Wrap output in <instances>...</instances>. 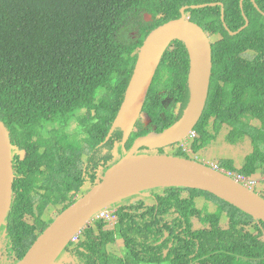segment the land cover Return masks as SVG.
<instances>
[{"label": "trees", "instance_id": "16d2710c", "mask_svg": "<svg viewBox=\"0 0 264 264\" xmlns=\"http://www.w3.org/2000/svg\"><path fill=\"white\" fill-rule=\"evenodd\" d=\"M181 7L211 42L209 90L191 146L215 139L225 123L226 140L249 150L238 167L231 158L218 166L246 176L264 167V0L242 6L240 0H0V119L13 146L0 264L20 260L82 186L89 190L113 164L111 149L122 132L110 129L138 48ZM188 67L185 44L171 41L145 97L147 120L138 118L124 148L172 124V107L188 102ZM148 193L150 204L141 197L113 204L117 224L103 229L93 220L64 253L75 264H264L262 220L201 189L162 186ZM51 209L55 215L45 220Z\"/></svg>", "mask_w": 264, "mask_h": 264}, {"label": "water", "instance_id": "95a60500", "mask_svg": "<svg viewBox=\"0 0 264 264\" xmlns=\"http://www.w3.org/2000/svg\"><path fill=\"white\" fill-rule=\"evenodd\" d=\"M242 1L240 0V6ZM184 9L185 7L180 8V16L156 26L145 36L138 48L129 82L110 130L119 127L124 134V141L129 136L142 112L160 57L169 43L176 39L185 44L189 59V98L181 118L160 132H151L138 138L129 152L105 170L99 182L53 218L23 257L14 264L56 263V258L73 235L99 210L156 186L205 190L264 222V198L226 173L186 157L134 153L141 144L158 148L179 141L193 128L202 114L212 67L211 42L204 29L190 20ZM244 17L245 23L241 28L248 24L247 17ZM144 19L149 20L150 14L145 13ZM221 19L223 20L222 9ZM109 135L110 131L106 138ZM12 147L8 130L0 119V226L5 221L12 201Z\"/></svg>", "mask_w": 264, "mask_h": 264}, {"label": "flooded vegetation", "instance_id": "af4514ba", "mask_svg": "<svg viewBox=\"0 0 264 264\" xmlns=\"http://www.w3.org/2000/svg\"><path fill=\"white\" fill-rule=\"evenodd\" d=\"M208 90H209V87H208ZM208 95V94H207ZM206 104V103H205ZM187 105V104H186ZM186 105L184 106V108H182V105L181 104H176L175 105V107H172V109H173V113L176 115V117H175V120L172 122V124H174V123H176L180 118H181V116L183 115V113H184V110H185V108H186ZM204 107H205V105H204ZM143 108V107H142ZM203 110H204V108H203ZM203 112V111H202ZM142 113V112H141ZM141 113H140V116H141ZM201 116V115H200ZM139 118V117H138ZM200 118V117H199ZM138 120V119H137ZM147 120V119H146ZM199 120V119H198ZM253 121V120H252ZM256 121V120H255ZM137 122V121H136ZM256 123H257V121H256ZM136 124V123H135ZM172 124H170V125H172ZM251 124H252V122H251ZM169 125V126H170ZM196 125V124H195ZM194 125V126H195ZM254 125H256V124H254ZM169 126H167V127H165V128H168ZM194 126H193V128L184 136V138H182V139H180L179 141H175V142H172V143H169V144H166V145H163L162 147H158V148H149V147H147L146 145H139V146H137L136 147V149L134 150V153L135 154H139V153H158V154H169V155H173L175 152H177L178 150H180V151H182V154H184L183 156H181V157H186V158H189V157H187L186 156V154H193V155H196L197 156V154L198 153H201L203 150H206V152L207 153H209V154H211V155H214V157L212 158V159H210L209 157H207V158H205V159H202V160H200V161H198V160H196V159H194V160H196V161H198V162H201V163H205V164H210V163H216V164H218L216 161H219V160H222V159H224V158H231L233 161H234V165L236 166V167H238L239 165H240V163H242V161H243V158H242V160H241V162L237 165L236 164V160H235V158H234V156H226V157H224V155L225 154H219L218 152H217V149L215 148V145H214V143L215 142H220L221 140H223L228 146H236V145H242L239 141L238 142H236V143H229L227 140H226V138H227V135H228V127H227V125L225 124V123H223L222 124V126H221V129L219 130V132H218V134L216 135V137H215V139H213V140H210L207 144L205 143V144H203V145H199L197 148H194L193 146H191V144H192V141L194 140V138H196L197 136H198V134H197V132L194 130ZM119 128V127H118ZM165 128H163L162 130H164ZM114 129V128H113ZM120 129V128H119ZM121 130V129H120ZM137 129H136V126L134 125V127H133V129H132V131L130 132V134L132 133V132H135ZM161 130V131H162ZM121 132H122V130H121ZM151 132H156V131H154V130H150L148 133H151ZM148 133H146V134H148ZM129 134V135H130ZM146 134H144V135H146ZM122 137H123V132H122ZM129 137V136H128ZM128 137L126 138V140L125 141H122V142H119V143H114L117 147H118V149L120 150V151H122V149H125V150H127L128 152H129V150H130V148L132 147V145H133V143L136 141H134L133 140V142L132 143H130V145H129V147H128V149H126V148H124V145H125V143H127V140H128ZM113 144V148L115 149V145ZM112 148V149H113ZM13 150V149H12ZM106 151H107V148L105 149ZM167 151H171V152H167ZM13 153V152H12ZM111 153H112V151H111ZM126 153L124 152V153H121L120 152V154H118L115 158H114V156H112L111 157V160H110V163H115V162H117L122 156H124ZM13 155V154H12ZM121 156V157H120ZM120 157V158H119ZM112 164V165H113ZM111 166V165H110ZM109 166V167H110ZM101 168H102V166H100L99 167V171H98V173H100L101 172ZM105 169V168H104ZM104 172L105 171H103L102 173L104 174ZM234 172H236V171H234ZM252 176H254V177H257L259 180H257V182H256V184L254 185V187L252 188V190L253 191H255V192H257L259 195H260V192L263 190V187H264V167L263 168H260L259 170H257L256 172H255V174L254 175H252ZM263 181V182H262ZM86 187H88V185H83L82 186V190L79 192V194H78V196L80 197L81 195H83L84 193H83V190H84V188H86ZM157 187H162V186H156V187H152V188H150V190L151 189H154V188H157ZM91 188V187H90ZM89 188V189H90ZM148 191H149V189H146V190H143V191H140V192H138V193H136V194H134V195H131V196H129V197H131V198H139V197H141V198H144V201H145V203L146 204H150L151 202L150 201H152L153 199H152V197H151V194L150 193H148ZM261 196V195H260ZM76 197V196H75ZM116 203H118V202H116ZM111 210H113V213L115 214V216H117V214H116V208L115 207H112V209ZM1 227V226H0ZM84 229V228H83ZM82 229V230H83ZM82 230L77 234V236L75 237V239L74 240H70L67 244H66V246L63 248V250L61 251V253L58 255V257L56 258V263H54V264H75V261H74V258L70 255V254H66V253H64L65 251H64V249L67 247V246H69L70 245V243H72V244H75L77 241H78V239H79V236L82 234ZM166 235L163 237V238H165L167 235H168V233L166 232L165 233ZM161 241H163V239H161V240H159V242H161ZM67 252H69V251H67ZM63 253V254H62ZM166 253V250L164 251V254ZM1 259V258H0Z\"/></svg>", "mask_w": 264, "mask_h": 264}, {"label": "rangeland", "instance_id": "374dc122", "mask_svg": "<svg viewBox=\"0 0 264 264\" xmlns=\"http://www.w3.org/2000/svg\"><path fill=\"white\" fill-rule=\"evenodd\" d=\"M238 30H240V28L238 29ZM237 32V31H236ZM235 32V33H236ZM234 34V33H233ZM164 102H165V105H169V107H170V101L169 100H164ZM142 121H146V119H147V117L145 116V115H141L140 117H139ZM252 122V124H256V121L255 120H253V121H251ZM122 141H124V134H123V137H122ZM170 143H172V142H170ZM169 144V143H168ZM115 145V144H114ZM214 145H215V148L217 149V152L219 153V154H225L224 155V157H226V156H234V158H235V160H236V164L238 165L240 162H241V160H242V158L244 157V155L248 152V150H249V148L247 147V144H242V145H236V146H228L223 140H221L220 142H215L214 143ZM111 151H112V154H111V157L112 156H114V158L118 155V154H120V152L121 153H127L128 151L127 150H125V149H122V151H120L119 149H118V147L115 145V149L113 148V149H111ZM168 153L169 152H171V151H167ZM186 156L187 157H189L190 159H196V160H198V161H200V160H202V159H205V158H207V157H209L210 159H212L213 157H214V155H211V154H209V153H207L206 152V150H203L201 153H198L197 154V156L196 155H193V154H186ZM121 157V156H120ZM119 157V158H120ZM218 165V164H217ZM263 182V181H262ZM84 190H85V192H87L88 191V189H87V187L86 188H84ZM84 192V193H85ZM128 198V197H127ZM123 199H125V198H123ZM123 199H121L118 203H121L122 202V200ZM151 202V201H150ZM46 215V216H45ZM45 215H44V219L45 220H47V218L48 217H51V216H54L55 214H54V212H53V209H51V211H47L46 213H45ZM55 217V216H54ZM223 222L225 223L226 222V218H224V220H223ZM110 250L113 252V254H115L116 256H120L121 255V253H119L118 252V250L117 249H115V248H110ZM2 253H1V250H0V258H2Z\"/></svg>", "mask_w": 264, "mask_h": 264}, {"label": "built area", "instance_id": "2783aa9c", "mask_svg": "<svg viewBox=\"0 0 264 264\" xmlns=\"http://www.w3.org/2000/svg\"><path fill=\"white\" fill-rule=\"evenodd\" d=\"M209 165L212 166L213 168L217 169V170H220V171L226 173L227 175H229L230 177H232L233 179H235L236 181H238L239 183H241L242 185L246 186L249 189H252L254 187V185L256 184L257 180H259L257 177H254L252 175L246 176L244 174H240L237 172L226 170V169L218 166L216 163H210ZM96 218H102L104 220H107L112 225L115 224V222H116V216L113 213V210L102 209L96 213Z\"/></svg>", "mask_w": 264, "mask_h": 264}, {"label": "clouds", "instance_id": "9594fccd", "mask_svg": "<svg viewBox=\"0 0 264 264\" xmlns=\"http://www.w3.org/2000/svg\"><path fill=\"white\" fill-rule=\"evenodd\" d=\"M184 138V137H183ZM209 165V164H208ZM112 205L111 206H108V207H105V208H103V209H108V210H111L112 209ZM102 210V209H101ZM100 211V210H99ZM93 220H100V221H102L103 223H104V225H103V229H109V228H113L116 224H117V221H118V219H117V216H116V222H115V224H111L109 221H107V220H104V219H102V218H96V214L94 215V216H92L91 217V219L88 221V223L83 227V228H85L90 222H92ZM83 228H81L78 232H76L74 235H73V237L70 239V240H74L75 239V237L77 236V234L83 229ZM69 240V241H70ZM61 253V252H60ZM119 257H121V255L119 256Z\"/></svg>", "mask_w": 264, "mask_h": 264}]
</instances>
